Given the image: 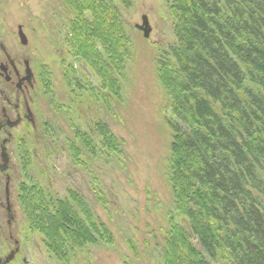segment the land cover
<instances>
[{
	"label": "trees",
	"instance_id": "trees-1",
	"mask_svg": "<svg viewBox=\"0 0 264 264\" xmlns=\"http://www.w3.org/2000/svg\"><path fill=\"white\" fill-rule=\"evenodd\" d=\"M62 2L71 13L64 43L104 92L119 97L116 74L125 69L130 40L116 2L128 7L130 0ZM168 6L175 42L157 77L171 101L167 180L174 211L166 215L160 264H264V0H169ZM41 80L48 92L50 82ZM66 80L78 91H95L76 77ZM73 134L92 156V134L102 149L121 154L100 120L90 132ZM30 184L21 206L56 259L67 262L76 248L113 242L78 191L69 192L71 201H56Z\"/></svg>",
	"mask_w": 264,
	"mask_h": 264
},
{
	"label": "rangeland",
	"instance_id": "rangeland-1",
	"mask_svg": "<svg viewBox=\"0 0 264 264\" xmlns=\"http://www.w3.org/2000/svg\"><path fill=\"white\" fill-rule=\"evenodd\" d=\"M116 3L130 53L124 71L116 74L120 95L112 97L64 43L71 13L62 0H0V43L11 57L23 56L38 66L36 93L49 101L46 113L35 115V129L19 124L10 129L12 138L4 144L10 152L6 174L16 209L14 219L9 218L2 205L5 174L0 171V259L6 264L5 257L15 247L13 239L20 250L8 264H160L166 215L174 211L167 180L173 117L157 71L164 51L175 42L172 17L169 0H130L128 7ZM142 16L150 26L148 37L135 27ZM18 25L27 44L18 39ZM44 76L50 82L48 92L41 80ZM66 76L76 77L82 85L89 82L95 91L70 87ZM95 120L107 125L121 154L102 149L96 134L91 135L96 156L73 140L74 130L90 132ZM48 121L56 137L47 131ZM3 137L0 132V145ZM70 143L77 147V154L70 150ZM30 183H37L56 201H71L69 192L78 191L92 213L91 220L105 224L113 242L76 248L67 262L56 259L45 247L46 237L31 227L21 206L20 194ZM181 221L177 214V222Z\"/></svg>",
	"mask_w": 264,
	"mask_h": 264
},
{
	"label": "flooded vegetation",
	"instance_id": "flooded-vegetation-1",
	"mask_svg": "<svg viewBox=\"0 0 264 264\" xmlns=\"http://www.w3.org/2000/svg\"><path fill=\"white\" fill-rule=\"evenodd\" d=\"M18 26L22 30L21 25ZM25 44H27V38ZM0 50L3 53V58L0 60V132L4 134L1 140L2 145H0V158L2 160L0 171L5 174L4 202L2 205H4L8 217L14 219L16 209L13 207L12 195L9 191L10 179L6 174L8 161L11 162L10 152L4 144L12 138L10 129L19 124H28L32 129H35V115L39 111H45L46 113L49 101L41 100L36 93L39 86L38 66H33L29 58L23 56L11 57L1 43ZM9 222L10 220H7V223ZM13 242L15 247L8 253V255L12 253L11 260L15 258L20 250L18 241L13 239ZM22 261H25V259L23 258ZM0 264L6 263L0 259Z\"/></svg>",
	"mask_w": 264,
	"mask_h": 264
},
{
	"label": "water",
	"instance_id": "water-1",
	"mask_svg": "<svg viewBox=\"0 0 264 264\" xmlns=\"http://www.w3.org/2000/svg\"><path fill=\"white\" fill-rule=\"evenodd\" d=\"M135 27L143 33V36H144V37H148V35H149V31H150V26H149V24H148V21H147L146 16H142V17H141V24H140V25L136 24ZM17 29H18L17 33H18V37H19V39H20V42H21L22 44H25V43H26V38H25L24 33L22 32L20 26H18ZM2 169H3V168H2ZM2 169H1V170H2ZM11 258H12V253H10V254L5 258V262H8Z\"/></svg>",
	"mask_w": 264,
	"mask_h": 264
}]
</instances>
